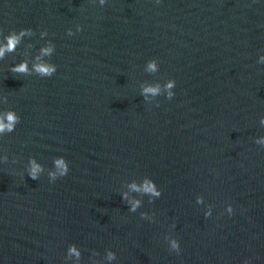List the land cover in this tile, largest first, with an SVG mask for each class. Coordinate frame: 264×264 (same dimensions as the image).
I'll return each instance as SVG.
<instances>
[{"label": "water", "instance_id": "water-1", "mask_svg": "<svg viewBox=\"0 0 264 264\" xmlns=\"http://www.w3.org/2000/svg\"><path fill=\"white\" fill-rule=\"evenodd\" d=\"M0 125V264H264V0H0Z\"/></svg>", "mask_w": 264, "mask_h": 264}, {"label": "clouds", "instance_id": "clouds-1", "mask_svg": "<svg viewBox=\"0 0 264 264\" xmlns=\"http://www.w3.org/2000/svg\"><path fill=\"white\" fill-rule=\"evenodd\" d=\"M14 44H15V40L14 39L9 42V46L10 47L14 46ZM19 70H23V68H21ZM11 119H12V117L9 116V120H11ZM3 127H4L3 125H0V129H2Z\"/></svg>", "mask_w": 264, "mask_h": 264}]
</instances>
